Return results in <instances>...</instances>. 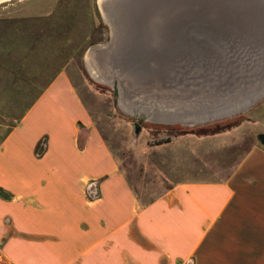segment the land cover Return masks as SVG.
Wrapping results in <instances>:
<instances>
[{"label":"crops","instance_id":"obj_1","mask_svg":"<svg viewBox=\"0 0 264 264\" xmlns=\"http://www.w3.org/2000/svg\"><path fill=\"white\" fill-rule=\"evenodd\" d=\"M21 76L0 117V264H264L260 144L143 204L68 71Z\"/></svg>","mask_w":264,"mask_h":264},{"label":"rangeland","instance_id":"obj_2","mask_svg":"<svg viewBox=\"0 0 264 264\" xmlns=\"http://www.w3.org/2000/svg\"><path fill=\"white\" fill-rule=\"evenodd\" d=\"M225 1L235 4L238 0ZM100 2L12 0L0 4L1 118L15 115L19 79L34 65L36 69L40 64L42 73L50 64H56L59 72L66 69L143 204L196 167L211 164L224 170L259 144L257 136L264 133V95L230 116L181 124L151 121L137 110L128 114L119 104L118 87L126 88L129 100L152 109L155 104L197 109L244 97L264 80V31L221 32L210 25L216 22V13L206 18L192 6L169 12L174 24L168 29L155 22L157 27L147 34L149 43L118 47ZM162 35L166 38L158 41ZM96 45L104 48L98 63L114 74L112 86L97 82L89 72L87 52Z\"/></svg>","mask_w":264,"mask_h":264},{"label":"water","instance_id":"obj_3","mask_svg":"<svg viewBox=\"0 0 264 264\" xmlns=\"http://www.w3.org/2000/svg\"><path fill=\"white\" fill-rule=\"evenodd\" d=\"M10 1L0 0V4ZM249 1L251 0H238L235 4H228L225 0H103V7L110 15L114 33H118L117 40L114 39L115 44L117 45L120 41V46H125L128 44L145 45L149 43L147 34L157 27L155 22L164 24V27L168 29L169 25L174 24L170 23L169 12H182L184 9H193L192 6H195L196 10L190 11L197 12L198 15L206 18H211L216 13L218 18L215 20L216 22L211 21L210 25L221 32H240L242 30L263 32L264 3L258 0L259 3L255 1L256 3L251 4ZM154 12H156L155 18H151ZM174 26L172 25L170 28H174ZM162 38L165 39L166 36L158 38V41H161ZM96 53L103 54L104 50H99ZM251 104H253V101L233 112L211 119L230 116L239 110L248 108ZM209 119H204V121ZM257 140L264 148V133L258 134Z\"/></svg>","mask_w":264,"mask_h":264},{"label":"bare ground","instance_id":"obj_4","mask_svg":"<svg viewBox=\"0 0 264 264\" xmlns=\"http://www.w3.org/2000/svg\"><path fill=\"white\" fill-rule=\"evenodd\" d=\"M12 1V0H11ZM251 4H254V0L249 1ZM248 2V4H249ZM100 10L103 16L105 23L109 26L113 34L114 38L117 40V32L114 33V29L112 26V21L110 19V15L106 12L105 8L103 7V0L100 2ZM257 5V4H256ZM120 42V41H119ZM119 42L117 43L119 47ZM116 46V45H115ZM101 45H96L91 47L87 52V66L91 76L101 84H108L110 86L113 85L112 79H114V74H111L106 67H101L98 63V58L100 55H95V53L99 50H104ZM117 48V46L115 47ZM114 50V47H113ZM125 48L121 49V54H123ZM115 53V52H114ZM125 54V53H124ZM125 56V55H124ZM101 57V56H100ZM157 56H155L156 59ZM161 59H165V57H160ZM119 104L122 109L127 111L128 114L132 113L134 110L139 111V113H145L147 118L151 121H158V122H167V123H195L204 121L207 118H213L216 116L223 115L225 113H230L235 111L237 108L249 103L254 102L256 99L262 97L264 95V80L249 93H246L244 97H237L234 100H224L220 101L219 104H214L212 106L206 105L205 107H174V108H167L165 106H160L159 104L153 105H141L134 103L135 101L129 100L125 96L126 88L119 84ZM138 103V102H137Z\"/></svg>","mask_w":264,"mask_h":264}]
</instances>
